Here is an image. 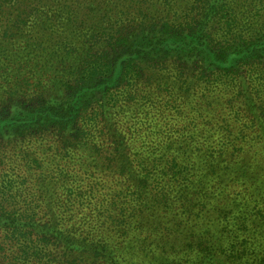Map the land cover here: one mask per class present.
<instances>
[{"label":"trees","instance_id":"obj_1","mask_svg":"<svg viewBox=\"0 0 264 264\" xmlns=\"http://www.w3.org/2000/svg\"><path fill=\"white\" fill-rule=\"evenodd\" d=\"M217 112L264 128V0H0L21 174L0 175V264H264V185L205 135ZM89 180L111 199L76 222Z\"/></svg>","mask_w":264,"mask_h":264},{"label":"rangeland","instance_id":"obj_2","mask_svg":"<svg viewBox=\"0 0 264 264\" xmlns=\"http://www.w3.org/2000/svg\"><path fill=\"white\" fill-rule=\"evenodd\" d=\"M170 76H172L171 72L169 73ZM237 105L241 107L243 104L238 102ZM219 111H222L224 108L220 105L217 107ZM243 109V107H241ZM222 118H226V123L230 125L233 133H239L243 134L245 129L250 125L247 119L242 117L241 120H237V117H233L232 115H229L228 112H217L214 113L211 117L210 121H207L205 119L200 120L206 121L208 123L209 127H206L209 129L208 134H205L207 136H212L211 140L213 141L214 145H217L220 148H223L226 152H233L235 155L238 156V159L240 158L242 153L244 152V155L254 157V160H256L253 163H250L249 165L253 167V169L257 170L258 172V178L264 185V150L262 149V145L264 146V128L257 127V124H254V128L246 130V133L243 134L244 137H241L240 139L242 142L239 144V141L233 140V142H226L227 138H224L222 136V133L219 131L220 126L224 123L221 121ZM205 124V123H204ZM203 126V125H202ZM202 126L200 127V123L197 127V130H201ZM258 128H260L262 131H259ZM194 130V128H191V131ZM102 138V137H101ZM106 139V138H102ZM243 142H245L243 144ZM260 146V149H259ZM22 150L26 152H36V146L35 145H25L22 147ZM255 155V156H254ZM0 158H3V167L0 168V175L1 174H7L11 175L13 177L21 175L20 172L17 170V163L15 160H12L10 157H6V153H2L0 150ZM43 158L42 155H38V159ZM249 160V158H247ZM263 163V164H262ZM257 164H259V167H257ZM2 169V170H1ZM18 174V175H17ZM91 180L89 182L84 181L83 183H79L80 190H82V196H79L75 198L73 203V212L77 211V213L74 215V220L76 222H80L83 220V222H87L88 218L93 219L96 218L97 210L100 208V206L104 208H108L109 203L107 201H102L103 198L111 199L110 194H106L109 192L108 188H105L101 193H90L88 191L89 186H91ZM74 194L78 193L73 191ZM103 195V196H102ZM106 195V196H104ZM240 196V195H239ZM131 198L130 195H123L121 197V202H128ZM101 199V200H99ZM136 205V203L132 204ZM255 212V211H254ZM92 222V221H90ZM264 224V223H262ZM261 225H258L259 227H262ZM253 228V227H249ZM257 232L264 233V228H257ZM223 264H229L228 260L224 257Z\"/></svg>","mask_w":264,"mask_h":264}]
</instances>
